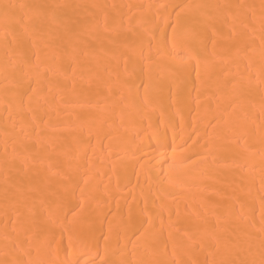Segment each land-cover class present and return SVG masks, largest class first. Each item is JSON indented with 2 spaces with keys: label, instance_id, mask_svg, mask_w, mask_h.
<instances>
[{
  "label": "bare ground",
  "instance_id": "obj_1",
  "mask_svg": "<svg viewBox=\"0 0 264 264\" xmlns=\"http://www.w3.org/2000/svg\"><path fill=\"white\" fill-rule=\"evenodd\" d=\"M0 264H264V0H0Z\"/></svg>",
  "mask_w": 264,
  "mask_h": 264
}]
</instances>
